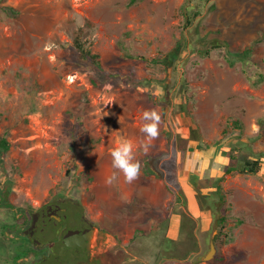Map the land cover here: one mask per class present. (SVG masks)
<instances>
[{
	"label": "rangeland",
	"instance_id": "1",
	"mask_svg": "<svg viewBox=\"0 0 264 264\" xmlns=\"http://www.w3.org/2000/svg\"><path fill=\"white\" fill-rule=\"evenodd\" d=\"M184 1L198 11L188 25ZM127 3L0 0V137L10 144L0 182L9 202L35 210L74 200L72 225L94 224L91 257L98 251L104 264H264V161L256 174L223 177L214 160L234 138L264 153V0ZM76 36L101 68L81 59ZM213 40L223 45L203 55ZM245 48L249 60L229 62ZM149 109L162 122L149 153L136 152L139 179L107 185L112 149L121 136L143 139ZM205 175L220 180L225 204L193 181Z\"/></svg>",
	"mask_w": 264,
	"mask_h": 264
},
{
	"label": "trees",
	"instance_id": "2",
	"mask_svg": "<svg viewBox=\"0 0 264 264\" xmlns=\"http://www.w3.org/2000/svg\"><path fill=\"white\" fill-rule=\"evenodd\" d=\"M139 0H128V5L134 4ZM185 3V1H184ZM183 3V4H184ZM4 9L7 13L11 15H16L18 10L13 5H5ZM180 11L183 14L185 25L191 24L193 20V16L198 14V11H194L192 9V4L188 2L185 5H182ZM202 41H205V37L200 38ZM256 40H261V36L257 37ZM223 42H219L217 40H213L210 42V47L206 48L203 52V55H209L210 50L216 47L222 46ZM74 45L78 50L79 56L81 59H91L92 62L95 64L96 68H101L99 63V54L96 52H92L87 47H85L77 36L74 39ZM229 53V52H228ZM249 53L247 52V48L235 52L232 56H228L229 62L234 63V59H238L242 62L249 60ZM143 59V57H140ZM154 62L159 61L160 59L153 58ZM89 79L93 83V85L100 86L99 80H97L95 74H90ZM104 78L100 79V82H103ZM110 80V78H108ZM254 85L258 83L257 80L252 82ZM151 96V95H150ZM232 124L235 127L241 125L238 119L232 120ZM258 126L260 130L264 128V117H260L258 119ZM229 133L227 129L223 130V134ZM235 139V138H234ZM233 142H230L227 146H222L221 148H226L227 152L220 157L217 156L214 160L223 162L222 165V173L221 176L224 177V174H234L236 172L243 173V174H256L258 171L262 169L263 161H264V153L262 151H251V155L248 152L249 144L246 141H242L236 139ZM10 147L9 142L6 138L0 137V161L3 158L4 154L8 151ZM220 148V149H221ZM214 155L213 153L207 154L206 159L211 160V157ZM197 180L196 185L201 186L203 189L208 191L209 193H213L219 196V201L225 204V198L221 192V184L218 182L219 179L215 178L213 175H205V176H197L193 178V181ZM10 188H7L0 182V264H4L9 262L11 259L14 261L15 264H23L24 260L27 261H34L36 255H39V252L36 251L34 246L30 243L31 241L25 237L21 236L18 233V223L17 221L23 219L26 220L27 211H32L33 208L29 205L27 206H14L8 200ZM144 202V201H143ZM21 213V217L17 214ZM29 217V215H28ZM225 220V216L220 218V222L223 223ZM10 223V224H7ZM9 232V233H7ZM220 230L214 235L213 241L215 247H218V243L222 241V238L219 236ZM167 241H170L168 239Z\"/></svg>",
	"mask_w": 264,
	"mask_h": 264
},
{
	"label": "flooded vegetation",
	"instance_id": "3",
	"mask_svg": "<svg viewBox=\"0 0 264 264\" xmlns=\"http://www.w3.org/2000/svg\"><path fill=\"white\" fill-rule=\"evenodd\" d=\"M74 203V200L67 199L63 201L62 197L58 200H51L45 203L44 206L36 208L32 211L25 212L26 220L21 217V213L18 216L21 217L20 221H17L18 233L21 236H25L28 241L30 240L32 246L39 252V255L35 257V260L30 262L23 261V264H104L98 251L94 254V258L91 257V249L82 247H65L61 254L59 249L63 244V236L65 233L78 229L79 231H87L94 224L87 222L86 224L80 223L79 226L72 225L75 220L79 218V215L74 216V213H70V206ZM29 215V217H28ZM46 221L52 222L53 233L51 237L42 240V232H49L52 225L45 228ZM10 224V223H7ZM9 233V232H7ZM57 244V248L56 245ZM69 252V253H67ZM63 254H68L70 258L62 257ZM4 264H15L11 259Z\"/></svg>",
	"mask_w": 264,
	"mask_h": 264
},
{
	"label": "clouds",
	"instance_id": "4",
	"mask_svg": "<svg viewBox=\"0 0 264 264\" xmlns=\"http://www.w3.org/2000/svg\"><path fill=\"white\" fill-rule=\"evenodd\" d=\"M141 119L143 123L140 132L143 133V139L136 142L131 138L121 136L110 153L111 166L115 171L105 180L109 186L114 185L120 175L127 184L139 179L142 165L136 158V152L139 150L144 154L149 153L153 142L159 137L162 114L156 109H149L142 113ZM213 237L214 235L212 239Z\"/></svg>",
	"mask_w": 264,
	"mask_h": 264
},
{
	"label": "water",
	"instance_id": "5",
	"mask_svg": "<svg viewBox=\"0 0 264 264\" xmlns=\"http://www.w3.org/2000/svg\"><path fill=\"white\" fill-rule=\"evenodd\" d=\"M95 233V227L87 231H79V230H72L70 232L65 233L63 236V244L60 247V251L62 253L65 247H82V248H92V241ZM216 251L215 244L213 239L210 241V249L209 251L203 256L205 260L210 259L214 252Z\"/></svg>",
	"mask_w": 264,
	"mask_h": 264
}]
</instances>
